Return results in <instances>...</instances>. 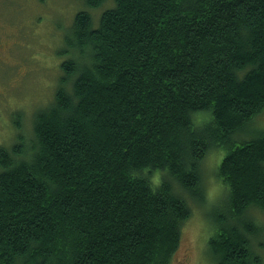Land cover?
Returning <instances> with one entry per match:
<instances>
[{
	"label": "trees",
	"instance_id": "16d2710c",
	"mask_svg": "<svg viewBox=\"0 0 264 264\" xmlns=\"http://www.w3.org/2000/svg\"><path fill=\"white\" fill-rule=\"evenodd\" d=\"M83 2L112 6L74 15L52 102L0 147V264H169L217 147L216 264H262L264 131L233 137L264 109V0Z\"/></svg>",
	"mask_w": 264,
	"mask_h": 264
},
{
	"label": "rangeland",
	"instance_id": "374dc122",
	"mask_svg": "<svg viewBox=\"0 0 264 264\" xmlns=\"http://www.w3.org/2000/svg\"><path fill=\"white\" fill-rule=\"evenodd\" d=\"M111 6L105 2L89 8L83 0H0V147L9 151L20 136L25 137L26 144L34 116L52 102L62 74L61 60L69 58L71 51L75 54L66 50L74 15L87 11L92 25L97 27L101 12ZM263 131L264 109L244 131L236 133L233 141H247ZM225 154L222 147L207 152L202 162L204 205L190 203V214L181 228L180 246L169 264H216L213 243L218 230L211 204L216 202L219 208L224 205L225 189L216 172ZM249 215L259 228V244L254 250L264 264V213L253 209Z\"/></svg>",
	"mask_w": 264,
	"mask_h": 264
}]
</instances>
